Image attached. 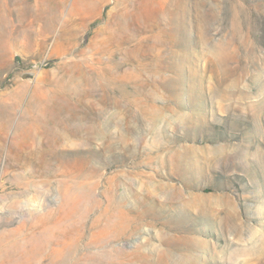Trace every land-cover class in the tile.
<instances>
[{"label": "rangeland", "instance_id": "rangeland-1", "mask_svg": "<svg viewBox=\"0 0 264 264\" xmlns=\"http://www.w3.org/2000/svg\"><path fill=\"white\" fill-rule=\"evenodd\" d=\"M0 139V264H264V0H0Z\"/></svg>", "mask_w": 264, "mask_h": 264}, {"label": "bare ground", "instance_id": "bare-ground-1", "mask_svg": "<svg viewBox=\"0 0 264 264\" xmlns=\"http://www.w3.org/2000/svg\"><path fill=\"white\" fill-rule=\"evenodd\" d=\"M6 6V5H5ZM9 6V5H8ZM4 7V6H3ZM8 8V7H7ZM11 14V13H10ZM7 15V14H6ZM9 15V14H8ZM1 21H3V22H5V21H7L4 17H3V15H2V17H1ZM11 21H12V19H11ZM42 128V127H41ZM39 131V130H38ZM0 140H2V139H0ZM1 143V142H0ZM35 151V150H34ZM30 153V152H29ZM31 153H33V152H31ZM49 153V152H48ZM35 155V154H34ZM50 155V154H49ZM40 157V156H39ZM33 160V159H32ZM62 171V170H61ZM60 171V172H61ZM31 174V173H30ZM49 175V174H48ZM47 176V175H46ZM60 176V175H59ZM12 208H13V206H12ZM14 234V231L13 230H10L6 235H1L2 237H0V257H2V256H8V255H14V253L18 250V248H17V246L19 245V244H9L10 243V241L12 240V239H10L11 238V236ZM18 238H19V236H18ZM13 241H14V239H13Z\"/></svg>", "mask_w": 264, "mask_h": 264}]
</instances>
